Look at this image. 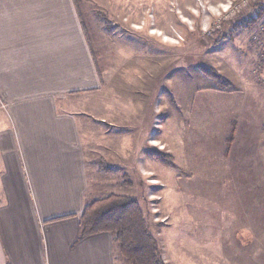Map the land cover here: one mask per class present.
Masks as SVG:
<instances>
[{"label": "rangeland", "instance_id": "1", "mask_svg": "<svg viewBox=\"0 0 264 264\" xmlns=\"http://www.w3.org/2000/svg\"><path fill=\"white\" fill-rule=\"evenodd\" d=\"M80 7L101 82L68 106L80 123L91 200L137 199L165 261L186 264L187 236L202 234L203 220L218 219L219 205L244 187L264 190V0ZM118 264H129L120 252Z\"/></svg>", "mask_w": 264, "mask_h": 264}, {"label": "crops", "instance_id": "2", "mask_svg": "<svg viewBox=\"0 0 264 264\" xmlns=\"http://www.w3.org/2000/svg\"><path fill=\"white\" fill-rule=\"evenodd\" d=\"M80 2L0 0V264L119 262L112 233L80 238L91 183L68 99L101 82ZM260 189L244 187L187 236L186 264H264Z\"/></svg>", "mask_w": 264, "mask_h": 264}, {"label": "trees", "instance_id": "3", "mask_svg": "<svg viewBox=\"0 0 264 264\" xmlns=\"http://www.w3.org/2000/svg\"><path fill=\"white\" fill-rule=\"evenodd\" d=\"M207 74L223 85L226 79L214 70L206 68ZM228 84V83H227ZM233 137L228 140L229 152ZM228 156L229 154H224ZM162 163L174 166L171 157L158 154ZM99 162V161H98ZM101 168L110 171L109 164L100 161ZM154 223L143 210L140 202L128 195L111 193L86 203L80 215V238L88 235L110 232L119 247V252L129 264H168L162 252V246L153 230Z\"/></svg>", "mask_w": 264, "mask_h": 264}]
</instances>
